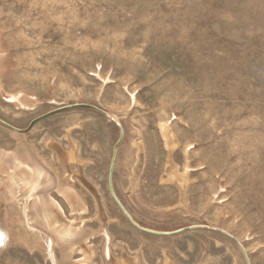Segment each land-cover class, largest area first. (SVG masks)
<instances>
[{"label": "rangeland", "instance_id": "obj_1", "mask_svg": "<svg viewBox=\"0 0 264 264\" xmlns=\"http://www.w3.org/2000/svg\"><path fill=\"white\" fill-rule=\"evenodd\" d=\"M0 120V264H264V0H0Z\"/></svg>", "mask_w": 264, "mask_h": 264}, {"label": "bare ground", "instance_id": "obj_2", "mask_svg": "<svg viewBox=\"0 0 264 264\" xmlns=\"http://www.w3.org/2000/svg\"><path fill=\"white\" fill-rule=\"evenodd\" d=\"M52 147L58 152V155L60 157L61 160L65 161L67 164H69L71 161L73 160H76V157L75 155L72 153V152H64L62 149L63 148H60L58 145L56 144H53ZM75 153V151H74ZM27 170V169H26ZM29 179V178H28ZM20 190V188H19ZM60 208V206H58ZM61 209V208H60ZM52 254V252L50 251V255ZM107 254H108V258L109 260L111 261V264H113V260H112V257H111V254H110V251L107 250ZM52 256V255H51ZM117 263V262H116ZM123 264V263H122Z\"/></svg>", "mask_w": 264, "mask_h": 264}, {"label": "water", "instance_id": "obj_3", "mask_svg": "<svg viewBox=\"0 0 264 264\" xmlns=\"http://www.w3.org/2000/svg\"><path fill=\"white\" fill-rule=\"evenodd\" d=\"M73 106H78V105H73ZM64 108H67V107H63L62 109H64ZM47 115V114H46ZM43 116H45V115H43ZM43 116H41V117H43ZM41 117H39V118H41ZM39 118H37V119H39ZM1 121V120H0ZM3 122V121H2ZM3 123H5V122H3ZM6 125H8V126H10V127H12V128H14V129H16L15 127H13V126H11V125H9V124H7V123H5ZM112 193H113V196L115 197V199H116V201L118 202V204L120 205V207L122 208V210L125 212V214L129 217V219L135 224V225H137V226H139L140 227V225L132 218V216L128 213V211L125 209V207L123 206V204L121 203V201L117 198V196L115 195V193L112 191ZM221 232H223V233H225V234H227V235H229L232 239H234L239 245H240V247H241V249L243 250V252H244V254H245V257H246V259H247V262H248V264H250L249 263V259H248V256H247V253H246V251H245V249H244V247L241 245V243L236 239V238H234L231 234H229V233H227V232H225V231H221Z\"/></svg>", "mask_w": 264, "mask_h": 264}]
</instances>
